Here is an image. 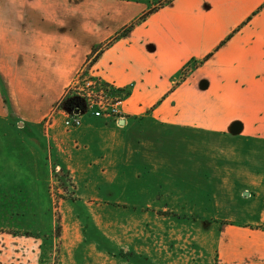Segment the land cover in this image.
<instances>
[{"label": "crops", "instance_id": "1", "mask_svg": "<svg viewBox=\"0 0 264 264\" xmlns=\"http://www.w3.org/2000/svg\"><path fill=\"white\" fill-rule=\"evenodd\" d=\"M164 1L0 0L7 105L38 124L83 71L127 89L122 124L87 114L78 128L63 125L74 136L54 150L58 163L75 181L115 182V196L138 211L205 221L217 264H264V0L155 8ZM127 134L146 148H126ZM154 137L179 147L147 148Z\"/></svg>", "mask_w": 264, "mask_h": 264}, {"label": "rangeland", "instance_id": "2", "mask_svg": "<svg viewBox=\"0 0 264 264\" xmlns=\"http://www.w3.org/2000/svg\"><path fill=\"white\" fill-rule=\"evenodd\" d=\"M84 72L79 84L90 80ZM6 92L0 80V264H217L216 230H208L205 221L138 211L115 196V182L98 176L75 181L54 154L67 148L66 136H74L63 126V113L54 114L52 105L41 122L26 124L11 114ZM68 96L82 99L74 88ZM123 137L126 148H146L140 135ZM178 147L154 137L147 148ZM79 148L86 146L79 142ZM163 155L158 149L156 159L161 162ZM160 171L154 173L156 198H163ZM105 185L112 187L104 192Z\"/></svg>", "mask_w": 264, "mask_h": 264}, {"label": "built area", "instance_id": "3", "mask_svg": "<svg viewBox=\"0 0 264 264\" xmlns=\"http://www.w3.org/2000/svg\"><path fill=\"white\" fill-rule=\"evenodd\" d=\"M90 80H86L84 83L79 84L78 80L74 82L66 91L67 93L71 88L77 90L78 96L82 98L83 107L81 111L71 112L61 106V102L55 104L53 113L63 114V125L67 129L78 128L82 123V116L87 114L93 118H105L112 119L118 123L122 119L120 106L126 99L124 92H116V90H127L124 88H117L112 84L101 81L100 79L93 77L87 73ZM79 77V76H78ZM63 96L65 97L66 94ZM51 116L47 119V124H50Z\"/></svg>", "mask_w": 264, "mask_h": 264}, {"label": "trees", "instance_id": "4", "mask_svg": "<svg viewBox=\"0 0 264 264\" xmlns=\"http://www.w3.org/2000/svg\"><path fill=\"white\" fill-rule=\"evenodd\" d=\"M128 30H124L122 32V35L126 34ZM102 51L101 48H95L92 50L90 56H89V66H91L95 59L97 58V56L100 54V52ZM87 72H84L83 74L85 75ZM103 84H106L105 82ZM116 92H124V95L125 97L127 98L128 95H129V91L128 90H116ZM61 106L63 108H65L66 110H69L71 112H79L82 110V107H83V104H82V100L75 97V96H68L66 98V96L62 99V102H61ZM262 229H264V226L262 227Z\"/></svg>", "mask_w": 264, "mask_h": 264}, {"label": "water", "instance_id": "5", "mask_svg": "<svg viewBox=\"0 0 264 264\" xmlns=\"http://www.w3.org/2000/svg\"><path fill=\"white\" fill-rule=\"evenodd\" d=\"M122 123H123V121L121 120V121H120V124H122Z\"/></svg>", "mask_w": 264, "mask_h": 264}]
</instances>
